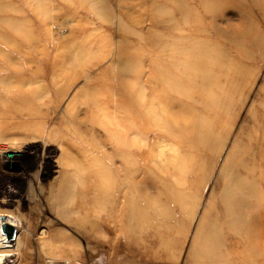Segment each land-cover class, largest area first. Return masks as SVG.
<instances>
[{
  "label": "rangeland",
  "instance_id": "374dc122",
  "mask_svg": "<svg viewBox=\"0 0 264 264\" xmlns=\"http://www.w3.org/2000/svg\"><path fill=\"white\" fill-rule=\"evenodd\" d=\"M1 215L0 264H264V0H0Z\"/></svg>",
  "mask_w": 264,
  "mask_h": 264
},
{
  "label": "water",
  "instance_id": "95a60500",
  "mask_svg": "<svg viewBox=\"0 0 264 264\" xmlns=\"http://www.w3.org/2000/svg\"><path fill=\"white\" fill-rule=\"evenodd\" d=\"M0 218H1L0 231L2 233H5L6 239L12 242L15 239V235H16L15 224L7 221L3 215H1ZM8 255H9V253L6 254L5 257Z\"/></svg>",
  "mask_w": 264,
  "mask_h": 264
},
{
  "label": "bare ground",
  "instance_id": "6f19581e",
  "mask_svg": "<svg viewBox=\"0 0 264 264\" xmlns=\"http://www.w3.org/2000/svg\"><path fill=\"white\" fill-rule=\"evenodd\" d=\"M251 1V0H250ZM185 17V16H184ZM187 23V22H186Z\"/></svg>",
  "mask_w": 264,
  "mask_h": 264
}]
</instances>
